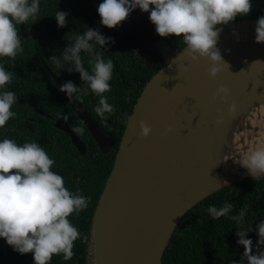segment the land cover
<instances>
[{
    "label": "water",
    "instance_id": "95a60500",
    "mask_svg": "<svg viewBox=\"0 0 264 264\" xmlns=\"http://www.w3.org/2000/svg\"><path fill=\"white\" fill-rule=\"evenodd\" d=\"M127 20L153 45L163 67L146 84L128 119L92 218L88 261L92 251V264H163L189 210L252 178L234 160L264 146V43L255 42L257 18L222 26L217 48L225 64L212 78L209 62L187 59L186 46L180 50L173 36H159L148 13L137 8ZM43 65L58 88L66 82L64 74ZM220 87L229 90L224 99L216 96ZM62 94L101 151L112 152L113 142L81 102ZM141 121L151 128L148 137L140 135ZM57 127L85 155L75 132L67 125Z\"/></svg>",
    "mask_w": 264,
    "mask_h": 264
},
{
    "label": "trees",
    "instance_id": "16d2710c",
    "mask_svg": "<svg viewBox=\"0 0 264 264\" xmlns=\"http://www.w3.org/2000/svg\"><path fill=\"white\" fill-rule=\"evenodd\" d=\"M100 2L40 0L39 20L19 27L23 37V53L14 59L0 58V63L14 73L12 82L6 87L17 96V103L12 109L16 115L0 128V139L7 137L17 143H40L54 159L53 170L62 175L66 187L71 191L80 189L81 194L88 198V207L79 215L69 217L81 233V238L74 242L73 256L64 260L62 254L54 255L50 264L93 263L92 256L88 261L91 222L128 123V120L125 122V114L130 117L146 84L163 67L161 56L153 45L128 20L114 29L100 24L97 13ZM58 8L69 13L68 24L62 28L57 26L54 18ZM261 15H264V0H253L250 15L237 17L234 21L258 18ZM86 26L112 38L103 49V54L106 58H111L114 64L111 90L106 95L116 112L108 116L107 121L101 120L94 111L97 97L89 92L79 99L113 142V151L107 154L101 151L43 65L45 62L58 72L59 69L49 58L59 56L70 42V37L83 32ZM173 37L178 48L183 49L185 45L182 39ZM82 58L85 60V67H88L87 55L82 53ZM63 71L68 80L77 86L81 84L86 87L80 81L79 73H69L65 69ZM57 122L67 123L73 131L77 126L83 127V133L74 132L86 146L85 155L74 145L70 135L56 126ZM225 202H230L233 206L229 216L247 206L245 221L240 227H253L248 236L255 245L258 239L256 225L259 220L264 219V176L231 184L189 210L171 237L163 264H231L233 260L239 261L244 249L236 243V222L229 216L213 220L207 212L209 205L220 207ZM255 251L257 249L254 247L253 252ZM0 264H33V258L31 253L21 255L13 251L11 246L0 239Z\"/></svg>",
    "mask_w": 264,
    "mask_h": 264
},
{
    "label": "clouds",
    "instance_id": "9594fccd",
    "mask_svg": "<svg viewBox=\"0 0 264 264\" xmlns=\"http://www.w3.org/2000/svg\"><path fill=\"white\" fill-rule=\"evenodd\" d=\"M252 3L253 0H101L97 13L100 24L108 29L118 27L137 8L148 13L159 36L181 38L186 46V58L193 62L206 59L210 64L209 75L215 78L221 70L219 65L225 64L217 48L218 34L222 26L237 17L250 15ZM39 12L40 0H0V58L14 59L23 53L19 27L37 22ZM68 15L58 8L54 14L58 27L68 24ZM111 40L99 30L86 26L83 32L70 37L59 56L49 58L58 69L79 73L80 81L86 85L77 86L69 80L59 90L70 100H79L91 92L97 97L94 111L104 121L116 112L106 95L111 90L114 64L103 54ZM255 42L264 43V15L257 18ZM82 53L88 57V67ZM13 76L0 63V128L16 115L12 109L17 96L6 87ZM228 95L225 87L216 93L221 99ZM234 112L233 105L229 113ZM124 119L125 122L129 119L127 114ZM139 127L140 135L148 137L151 128L143 121ZM74 131L83 133L84 129L77 126ZM234 162L246 169L253 180L259 179L264 176V146L251 149ZM54 165V159L37 141L17 143L7 137L0 139V239L21 255L31 253L33 264H50L54 255L62 254L64 260L73 256L74 242L81 238V233L69 217L79 215L88 207V198L80 189L69 190L62 175L53 170ZM232 208L230 202H225L220 207L209 205L207 212L215 220L229 216ZM246 209L245 205L229 216L237 224L236 243L244 249L241 259L231 264H264V219L256 225L258 239L254 245L248 236L253 227H240L244 224Z\"/></svg>",
    "mask_w": 264,
    "mask_h": 264
},
{
    "label": "flooded vegetation",
    "instance_id": "af4514ba",
    "mask_svg": "<svg viewBox=\"0 0 264 264\" xmlns=\"http://www.w3.org/2000/svg\"><path fill=\"white\" fill-rule=\"evenodd\" d=\"M59 75H60V73L61 74H64V77H65V79H66V82L67 81H69L68 79H67V77H66V75H65V72L63 71V69L61 68V69H59V71L57 72ZM64 98H65V96H64ZM66 99V98H65ZM67 101V100H66ZM57 125H61V126H65V125H67L68 127H70L67 123H63V124H60L59 122H57L56 123V126ZM71 128V127H70ZM62 130V129H61ZM72 130V129H71ZM76 134V133H75ZM77 135V134H76ZM71 137V136H70Z\"/></svg>",
    "mask_w": 264,
    "mask_h": 264
},
{
    "label": "rangeland",
    "instance_id": "374dc122",
    "mask_svg": "<svg viewBox=\"0 0 264 264\" xmlns=\"http://www.w3.org/2000/svg\"><path fill=\"white\" fill-rule=\"evenodd\" d=\"M92 252V251H91ZM91 256H92V253H91Z\"/></svg>",
    "mask_w": 264,
    "mask_h": 264
}]
</instances>
